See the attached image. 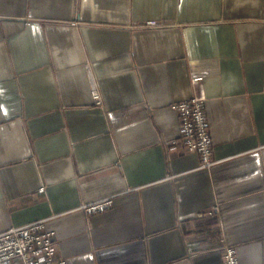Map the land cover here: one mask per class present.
<instances>
[{"label":"crops","instance_id":"obj_1","mask_svg":"<svg viewBox=\"0 0 264 264\" xmlns=\"http://www.w3.org/2000/svg\"><path fill=\"white\" fill-rule=\"evenodd\" d=\"M39 220L67 264H264V0H0V234Z\"/></svg>","mask_w":264,"mask_h":264},{"label":"built area","instance_id":"obj_2","mask_svg":"<svg viewBox=\"0 0 264 264\" xmlns=\"http://www.w3.org/2000/svg\"><path fill=\"white\" fill-rule=\"evenodd\" d=\"M193 97L177 102L172 110L179 115L180 137L172 142L184 145L187 153H196L201 157V168L210 169L217 164L214 158V143L211 137L207 115L206 87L197 78L192 80ZM97 104H102L100 92L93 88ZM43 190V188H42ZM113 206L110 198L88 204L83 207L88 216L109 210ZM211 215L214 211L210 212ZM202 215V214H201ZM48 220H39L20 227H11L0 234V264H67L56 248V231L48 228ZM223 253V264H239L238 250L227 246Z\"/></svg>","mask_w":264,"mask_h":264}]
</instances>
